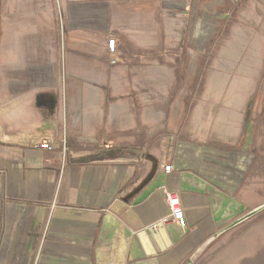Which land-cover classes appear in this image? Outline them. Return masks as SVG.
I'll list each match as a JSON object with an SVG mask.
<instances>
[{"label":"crops","instance_id":"1","mask_svg":"<svg viewBox=\"0 0 264 264\" xmlns=\"http://www.w3.org/2000/svg\"><path fill=\"white\" fill-rule=\"evenodd\" d=\"M50 6L0 0V264H264L263 227L243 225L261 210L248 193L253 158L200 143L180 114L147 110L140 127L134 105L83 84L61 111ZM74 63L85 79L97 73ZM168 192L185 229L165 222ZM158 223L171 246L147 256L137 236Z\"/></svg>","mask_w":264,"mask_h":264},{"label":"rangeland","instance_id":"2","mask_svg":"<svg viewBox=\"0 0 264 264\" xmlns=\"http://www.w3.org/2000/svg\"><path fill=\"white\" fill-rule=\"evenodd\" d=\"M39 1L52 5L43 12L55 20L61 111L79 99L73 85L83 84L88 97L94 91L101 100L134 105L140 127L147 110L194 120L197 141L250 155L257 164L248 193L251 208L256 198L261 210L243 225L264 232V0ZM113 38L114 53L107 48ZM42 43L35 46L44 50ZM77 57L97 73L88 70L85 79ZM58 116L65 124L63 112ZM160 129L153 126V136Z\"/></svg>","mask_w":264,"mask_h":264},{"label":"water","instance_id":"3","mask_svg":"<svg viewBox=\"0 0 264 264\" xmlns=\"http://www.w3.org/2000/svg\"><path fill=\"white\" fill-rule=\"evenodd\" d=\"M139 239L147 256H153L160 252H165L171 244L168 239L167 229L163 223H158L146 231L139 233Z\"/></svg>","mask_w":264,"mask_h":264},{"label":"built area","instance_id":"4","mask_svg":"<svg viewBox=\"0 0 264 264\" xmlns=\"http://www.w3.org/2000/svg\"><path fill=\"white\" fill-rule=\"evenodd\" d=\"M190 1V0H187ZM107 48L110 52L114 53L117 48V42L113 38L108 41ZM43 150H51L52 146L48 143H43L39 146ZM171 165L165 167L166 172L171 171ZM167 201L170 209V216L165 222H171L179 228L185 229L187 225L185 209L182 206L181 199L176 193H167Z\"/></svg>","mask_w":264,"mask_h":264},{"label":"bare ground","instance_id":"5","mask_svg":"<svg viewBox=\"0 0 264 264\" xmlns=\"http://www.w3.org/2000/svg\"><path fill=\"white\" fill-rule=\"evenodd\" d=\"M193 73V72H192Z\"/></svg>","mask_w":264,"mask_h":264}]
</instances>
